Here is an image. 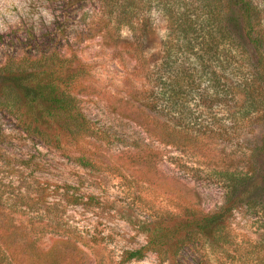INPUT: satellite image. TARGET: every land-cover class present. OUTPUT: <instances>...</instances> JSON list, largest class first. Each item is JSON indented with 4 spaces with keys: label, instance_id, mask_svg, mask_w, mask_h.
Instances as JSON below:
<instances>
[{
    "label": "rangeland",
    "instance_id": "1",
    "mask_svg": "<svg viewBox=\"0 0 264 264\" xmlns=\"http://www.w3.org/2000/svg\"><path fill=\"white\" fill-rule=\"evenodd\" d=\"M135 1L148 3L145 16L151 29L139 37L126 27L114 34L88 32L100 6L97 0H0V212L25 219L20 199L28 181L71 186V193L82 197L81 205L64 204L56 211L82 237L84 253L71 264H117L125 251L145 245L144 231L151 223L164 224L171 215L182 216L185 208L218 211L230 173L246 170V153L263 130L264 116L247 119L231 113H240L239 103L227 88L240 80L233 77L228 44L210 46V57L204 60L200 47L177 43L172 61L196 77V86L182 91L179 99L162 88V81H154L150 73L164 62L170 27L158 0ZM250 1L264 28V0ZM211 12L218 16L220 10L212 6ZM98 24L92 22L94 28ZM205 29H196L199 41ZM38 45L71 60L56 74L59 89L74 98L89 123L88 135L59 137V146L23 134L33 123L22 97L5 81L10 71L44 69L39 56L22 57L25 52L35 56ZM7 56L18 61L8 66ZM215 71L222 77L220 97L205 106L200 97H213ZM172 119L188 127L210 126L207 146L166 144L155 126ZM196 239L174 261L160 263L148 253L124 264H264V217L256 210L235 209L212 239ZM56 241L48 235L39 243L45 251Z\"/></svg>",
    "mask_w": 264,
    "mask_h": 264
},
{
    "label": "trees",
    "instance_id": "2",
    "mask_svg": "<svg viewBox=\"0 0 264 264\" xmlns=\"http://www.w3.org/2000/svg\"><path fill=\"white\" fill-rule=\"evenodd\" d=\"M97 1L100 6L93 11L88 32L114 34L126 27L133 36L139 37L151 30L145 16L148 6L145 1ZM212 6L220 10L218 16L212 14ZM158 8L170 27V37L164 44V62L160 63L157 71L150 73L154 81H162V88L174 100L179 99L182 91L196 86V77L194 71L172 61L171 53L177 48V43L182 41L187 47H200L204 60L210 57V46L225 43L232 48L227 58L232 62L233 77L240 80V83H231L227 88L232 100L239 103L240 113L235 110L231 113L247 119L264 116V28L251 1L158 0ZM201 14L205 15L202 21L199 20ZM93 21L99 23L98 27H93ZM205 25H208V29H205ZM199 27L207 33L201 35L200 41L196 32ZM32 38L36 44L35 36ZM38 47L35 56L25 52L22 57L39 56L37 58L44 60V69L31 67L28 72L10 71L5 75L6 83L22 97L33 123V126L22 129L23 134L31 140H40L46 146L49 143L59 146V137L77 140L88 135L89 123L75 107L74 98L62 94L59 89L60 79L56 74L64 63L71 60L64 59L55 49L44 52L40 45ZM31 49L34 50V47ZM189 51L192 52L193 48ZM202 56L199 58L201 65ZM6 60L8 66H12L18 58L7 56ZM221 78L219 72L212 73L214 95L211 99L202 95L201 104L208 106L212 98L220 97L218 86ZM238 95L241 96L240 100ZM195 126L188 127L181 124L179 119H172L156 123L155 128L166 139V144L192 149L207 146V136L213 131L204 124ZM246 161L247 167L243 173H230L224 204L218 211L204 213L185 208L182 216L171 215L164 224L151 223L144 231L145 245L125 251L117 264L142 260L148 253L156 255L160 263L174 261L187 245L198 240L197 237L212 239L238 208L256 210L264 217V123L261 135L246 153ZM71 190L73 188L68 185L59 186L39 180L25 183L20 199L23 206L21 216H25V219L19 216L17 220L10 214L0 212V264H71L79 253H84L80 250L82 237L76 227L62 222V215L56 212L64 204L81 205L82 197L71 193ZM56 197L58 200H54ZM2 200L0 193V202ZM48 235L56 237L58 243L44 251L39 242Z\"/></svg>",
    "mask_w": 264,
    "mask_h": 264
}]
</instances>
